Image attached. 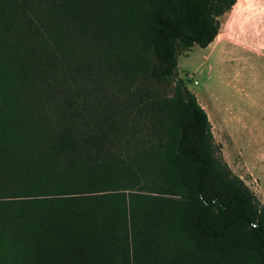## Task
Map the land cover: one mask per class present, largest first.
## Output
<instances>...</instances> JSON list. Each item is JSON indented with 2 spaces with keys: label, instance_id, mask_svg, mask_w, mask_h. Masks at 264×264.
Wrapping results in <instances>:
<instances>
[{
  "label": "trees",
  "instance_id": "1",
  "mask_svg": "<svg viewBox=\"0 0 264 264\" xmlns=\"http://www.w3.org/2000/svg\"><path fill=\"white\" fill-rule=\"evenodd\" d=\"M237 1L141 4L140 40L176 83L177 128L164 149L129 159L52 163L9 146L22 70L0 31V264H264V205L225 162L178 71L179 56L207 48ZM120 49L123 65L141 64L135 47Z\"/></svg>",
  "mask_w": 264,
  "mask_h": 264
},
{
  "label": "rangeland",
  "instance_id": "2",
  "mask_svg": "<svg viewBox=\"0 0 264 264\" xmlns=\"http://www.w3.org/2000/svg\"><path fill=\"white\" fill-rule=\"evenodd\" d=\"M144 1L0 0V31L22 70L9 146L78 164L165 148L176 83L140 40ZM219 21L206 50L179 56V77L225 162L264 205V0H238ZM124 43L140 65L122 64Z\"/></svg>",
  "mask_w": 264,
  "mask_h": 264
},
{
  "label": "crops",
  "instance_id": "3",
  "mask_svg": "<svg viewBox=\"0 0 264 264\" xmlns=\"http://www.w3.org/2000/svg\"><path fill=\"white\" fill-rule=\"evenodd\" d=\"M233 7H234V6H233ZM232 10H233V8H232L229 12H227L226 14H224L221 18H226L227 16H229V15L232 13ZM221 25H222V23H221ZM219 32H220V29H219ZM218 34H219V33H218ZM215 39H216V38H215ZM214 41H215V40H214ZM214 41H213V42H214ZM213 42H212V43H213ZM212 43H211V44H212ZM211 44H210V45H211ZM210 45H209V46H210ZM209 46H208V47H209ZM208 47H207V48H208ZM194 48H196V47H194ZM207 48L202 49V50H206ZM256 58H262V59L264 60V54H262V56H257ZM207 67L209 68L208 64H207Z\"/></svg>",
  "mask_w": 264,
  "mask_h": 264
}]
</instances>
